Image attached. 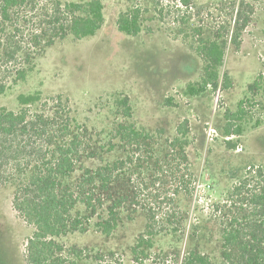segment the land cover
<instances>
[{
  "label": "trees",
  "instance_id": "trees-1",
  "mask_svg": "<svg viewBox=\"0 0 264 264\" xmlns=\"http://www.w3.org/2000/svg\"><path fill=\"white\" fill-rule=\"evenodd\" d=\"M103 23V0H0V96L24 83L37 58L57 42L92 37ZM117 27L137 36L139 11L120 14ZM193 30L201 36L200 28ZM195 51L204 65L200 83L187 86L186 95L230 89L231 80L220 71L221 36L199 38ZM262 86L258 76L248 91ZM17 103V110L0 109V189L11 191L13 210L33 228L25 264H116L114 253L91 254L57 240L90 229L109 237L123 216L138 215L145 225L129 249L132 264H153L160 256L154 253L157 242L164 238L185 244L176 264H264V172H246L224 200L210 205L206 215L199 213L187 120L169 138L163 129L138 125L126 96L102 109L95 130L61 95L20 94ZM256 106L246 98L235 111L226 110L224 136L240 137Z\"/></svg>",
  "mask_w": 264,
  "mask_h": 264
},
{
  "label": "rangeland",
  "instance_id": "rangeland-1",
  "mask_svg": "<svg viewBox=\"0 0 264 264\" xmlns=\"http://www.w3.org/2000/svg\"><path fill=\"white\" fill-rule=\"evenodd\" d=\"M103 3L101 29L92 37L68 38L46 50L26 81L0 96V109L17 110L20 94L39 92L44 99L61 95L69 99L78 119L95 130L102 109L111 106L115 98L126 96L134 120L149 131L163 129L171 138L177 126L187 120L194 200L198 212L206 215L210 205L225 199L237 178L258 168L264 172V0H190L187 6L180 0ZM136 9L141 30L132 37L118 30L117 19ZM197 27L201 36L194 33ZM236 33L238 45L232 42ZM216 34L221 36L225 52L220 71L229 77L232 87L189 97L186 88L200 83L204 65L195 51L198 40ZM258 76L262 88L248 91ZM246 98L257 106L247 117L243 134L226 138L224 112L235 111L238 102ZM256 121L260 125L256 126ZM11 199L9 189H0V264H25V246L33 228L13 210ZM144 225L140 215L123 216L109 237L90 229L57 241L65 247L86 248L91 254L114 253L116 264H132L129 249ZM157 245L154 253L160 256L152 258L153 264H176L177 252L183 255L186 250L183 241L171 238L161 239ZM197 250L204 248L199 245Z\"/></svg>",
  "mask_w": 264,
  "mask_h": 264
}]
</instances>
